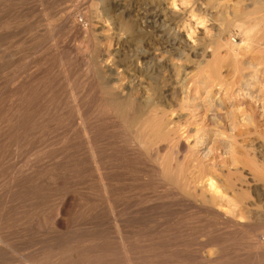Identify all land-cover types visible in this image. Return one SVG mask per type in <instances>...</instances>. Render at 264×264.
I'll use <instances>...</instances> for the list:
<instances>
[{
    "label": "rangeland",
    "instance_id": "rangeland-1",
    "mask_svg": "<svg viewBox=\"0 0 264 264\" xmlns=\"http://www.w3.org/2000/svg\"><path fill=\"white\" fill-rule=\"evenodd\" d=\"M214 4L0 0V264H27L33 251L48 259L45 264H72L73 250L85 247L93 253L107 247L113 253L119 236L108 219L110 204L140 253L138 264H264V236L260 250L254 227L236 231L222 226L215 215L197 209L191 197H172L165 186L168 177H178L185 157L197 153L204 162L195 172L198 195L213 200L235 184L249 203L264 208V186L252 181L251 171L263 158L259 135L239 125L217 141V131L210 132L211 142L233 144L234 154L218 151L219 167L212 168L214 163L206 165L202 157L205 146L196 144V125L178 109L182 97L219 101L223 95L212 87L213 79L221 74L224 83L232 81V58L220 62L219 68L220 58L212 54L226 40L241 46L245 35L213 17ZM241 64L244 73L252 74L249 65ZM184 76L188 78L183 85ZM204 79L211 85H203ZM235 94L244 102V112L253 114L248 93L238 89ZM124 101L168 114L178 110L174 121L188 122L187 145L166 148L157 162L130 127L134 112L118 110L117 102ZM259 123L261 130L263 119ZM229 194L234 198L235 193ZM160 199L168 204L145 210ZM216 251L221 255L214 263L209 258ZM116 254L113 260L122 259L120 251Z\"/></svg>",
    "mask_w": 264,
    "mask_h": 264
},
{
    "label": "bare ground",
    "instance_id": "bare-ground-1",
    "mask_svg": "<svg viewBox=\"0 0 264 264\" xmlns=\"http://www.w3.org/2000/svg\"><path fill=\"white\" fill-rule=\"evenodd\" d=\"M209 1L212 3L214 0L213 1L209 0ZM40 2H43V1H40ZM230 2H231L230 0H215V4H214L213 8L211 9L213 17H216L217 19H221L222 21H225V24H227L229 26L235 25V26L239 27L241 29V32H243L245 35V40L243 39L244 41H241L243 44V45L241 44V46L237 45L236 43L232 42L231 40H226L223 43H218L217 48L213 51L212 57L213 58L214 57L220 58L219 64L217 62L218 66H216V67H219L222 64V61L224 62L226 60V58L227 59L232 58V60L234 62L233 64L235 65V68H233L234 67L233 66L232 71L230 72L232 74V76H231V78L229 77L232 81L231 82L225 81V83H224L223 82L224 77L221 74L217 76L218 78L213 79L212 87L213 88L218 87L220 90L219 94L223 95V98L220 99L219 101L218 100H210L211 98H209L207 100H203V101L202 100L198 101V99H196L197 97L193 96L188 101H186L185 97H182L180 100V104H178V103L177 104H178V109L181 111V113H185V114H186V112L188 113L187 115H189V117L188 116L187 117L189 119L187 118V121H190L192 124L196 125L195 127L197 128V133H198V135L195 134L196 132L194 133L196 135V139H197L196 144H198V146L200 144L202 147L205 146L204 147V153H203L202 157L205 160V162H208V163H205L206 165L209 164L210 161H212L214 163L212 166L210 165L212 168L219 167L217 164V160H216L217 157L215 156V153H217L218 151L219 152L221 151L222 155L230 154V153L233 154V152H231L233 150V146H232L233 144L232 145L231 144H224V143H221L219 141L216 142L218 139L220 140V137L224 136V133H226V132L233 133L235 130V127L237 125H239V127L240 126L241 127H247L249 130H251L250 132H252L254 135L258 134L259 138H261L263 140L262 146H261L262 147L261 149L263 150V152L262 151L261 152L263 153V155H261L259 152L260 156H262L263 158H262V161L257 162V163H253L254 165H252V170H251L253 173L252 181L254 183H257L258 185L261 184L264 186V128H261V130H260V123H259V121H261L262 119L264 122V86H261L262 84H261V82H259L260 80H262L259 78L260 76H262L264 79V0H237V2L234 4H232ZM40 5H42V4L40 3ZM186 8H188V7H186ZM193 17H194V15H193ZM152 24H155L154 21ZM73 25L75 27L77 26L76 23H74ZM178 44H179L178 42H174L175 46ZM171 46H173V45H171ZM242 48H244L245 50H243ZM173 49H174V46H173ZM241 49L243 51H245V53L242 51L243 53L241 54V51H240ZM223 52L225 53V55H222ZM220 56H222V57H220ZM243 61L246 65H249L250 69H252V71H253V72H251L252 74L247 75L246 73H244V70H242L240 68L242 65L241 63ZM220 62H221V64H220ZM214 65L215 64H213V66ZM214 68H215V66H214ZM185 76H188V74ZM222 77H223V79H222ZM187 78L188 77H185V79L182 81V84L184 82H186ZM242 78H243V80H242ZM202 84L208 85L209 81L204 79ZM209 85H211V84H209ZM198 87H199V85L197 86V88ZM238 89H239V92H247L248 93L247 96L249 95L248 97H251L252 101H254V103H252V104H254V108H255V109H253L254 110L253 114H250V113L248 114V113L244 112L247 108L245 107L246 108L245 110L243 109L244 106L242 108V104L244 102H242L241 100H238L239 97L237 96V94H235ZM174 90H175V88H174ZM254 90L256 92L253 94ZM209 94H210V92H209ZM179 96H180V94H179ZM126 101H124L123 103L117 102L118 110H122L124 112V114L126 112L128 113V111H130V110L132 112H134V117H133V119L130 120V127L132 129H134L133 133L137 136V141L141 142L143 144V146L146 147V149L148 150L147 152L151 153L154 157L157 158V162L159 161L160 153L164 152L166 150V148H172V147L174 148L176 146V148L178 149L180 146L187 145L185 139H187L188 137L186 136V134L190 131V130L186 129V127L188 126V125L186 126V123H188V122L186 121L185 125H181L180 123H178V121L177 122L174 121L176 118L175 113L178 110L175 112L172 111V113L169 111L170 113L168 114L167 112L162 111L159 108H153V107H150L148 105H145V106L141 105L140 106V104L137 107V106H135L137 104L134 103L135 105H132L130 103H127ZM114 103H116V100ZM114 103H113V106L115 105ZM173 106H174V104H173ZM258 110L262 111L260 115H259L260 112ZM123 112L121 114H123ZM78 113H79V116L81 117L82 112L80 110H78ZM122 117H123V115H122ZM122 119H124V117ZM262 127H264V124L262 125ZM237 129H239V128H237ZM213 131H217V133L215 135L216 141L214 140L211 142L212 135H210V132H213ZM261 131H263V132H261ZM190 133H189V135H190L189 137H191ZM253 134H251V135H253ZM248 136H250V135L248 134ZM185 137H187V138H185ZM250 137H249V139H251ZM194 140H195V138H194ZM209 144L211 145V147H209V148L206 147ZM240 144H242V143H240ZM253 145H255V144H253ZM258 148H259V146H258ZM223 149L225 150L224 152L222 151ZM247 149H249V147ZM256 152H253V153H256ZM196 154L197 153H195V156H194V153H193L192 156L190 155L191 157L187 158V159L185 157V159L181 163V166L183 168H181V170L179 171L177 178L176 177L175 178H172V177L167 178L166 177L169 180L165 186L167 188H171L170 191L172 192V194L170 196L174 195L175 198H180V199L181 198L186 199V196L191 197L193 204L197 209H199L200 211L203 210L205 212H209V213L213 214L212 216L215 215V217H217L219 219V221L221 222L220 225L226 226L231 230L232 229H234L236 231H238V230H249V229H253V227H254V229H253V231H255V239L254 240L257 243V247L258 248L261 247L262 246L261 240L264 236V227L260 228L258 224H264V208H263V211H261L259 203L258 204L256 202L249 203L248 199L245 195V192L239 193V192H241V190H239V192H236L238 190L236 189L237 187L235 184L231 185L229 188L233 192V194L235 193L234 198L229 196L230 195L229 193L231 191L229 192L228 188L223 190L222 197L220 196L221 198L216 196V197H213V200H209V199L204 198L201 195H198L196 192V190H197L196 187L198 185L197 184L198 179L195 176V174H196L195 172H198L197 170L200 169L201 165H204L203 164L204 162L200 161L199 158L196 157L197 156ZM235 154H236V152H235ZM220 156L218 155L219 158H221ZM135 158H137V157H135ZM222 158H223V156H222ZM186 162H188V163H186ZM224 162H225V160H224ZM186 164H189V165H187L188 171H186V168H187ZM238 165H240V164H238ZM228 166H229V164H228ZM236 166H237V164H236ZM208 167H209V165H208ZM212 168H211V170H212ZM97 170H100L99 166L97 167ZM201 170H203V168ZM211 170H210V173H211ZM231 173H230V175L232 176L233 173L232 174ZM167 176H169V175H167ZM163 177H164V175H163ZM203 178H204V176H203ZM235 178L237 179V176ZM209 180L211 181L213 179L209 178ZM217 181H218V179H217ZM161 182H164V181H161ZM232 182H231V184H232ZM244 186H245V184H244ZM147 188H149V187H147ZM217 189H218V187H217ZM115 190H117V189H115ZM263 192H264V190H263ZM174 196H172V197H174ZM153 197H156V196H153ZM158 198H160V196L156 197V199H158ZM215 198H217V199H215ZM161 199H163V198H161ZM161 199H160V201L157 200L158 201L157 203H154V202H156V201H154L153 202L154 204L151 202L152 201L151 200L150 202L153 205L149 206L148 208L146 207L147 209H145V210L153 211L154 209H158L160 207H165L168 204V201L166 202V201H163ZM216 200H219V201H216ZM251 200H252V198H251ZM181 202L185 203V201H181ZM137 204L138 203H136V205ZM140 204H142V203L140 202ZM149 205H150V203H149ZM134 206L135 205L133 204V207ZM140 206L142 207V205H140ZM143 206L145 207L146 205L144 204ZM108 208H109L108 219H109L110 223H112V227L114 226V229L119 236V243H118L117 249L115 248L116 251H114L113 253H109L110 251L108 250L107 247L106 248L100 247V248H97V249H100V250H98L99 251L98 253L96 251H94L95 253H93L92 250L89 251L91 249L89 247L87 250H84L86 247L84 249H82L80 247L82 249L81 251H78V249H76V250H73V251H75L73 254L71 253V258H72V262H73L72 264H110L111 262L114 264H118L119 263L118 260L120 259V256L117 259L114 258L115 260H113L112 258L114 257L116 252L119 253V251L121 252V255L123 256L122 259L119 260L121 262L120 264H138L137 263V259H138L137 255H139L140 253L138 254L137 253L138 251L137 252L135 251L134 246L132 245V243L127 238V230L128 229L126 228L125 225H123L121 220L117 219V215H116V212L114 210L113 205L110 204ZM131 209H132V207H131ZM136 209H139V208H136ZM143 209H141V210H143ZM223 210H225V211H223ZM125 211L126 210H124L123 213ZM128 211H131V210L128 209ZM138 212L140 213V211H138ZM145 213H147V212H145ZM41 221H43V220H41ZM95 238H97V237H95ZM115 245H117V244H114V246ZM92 249L94 250V249H96V247H93ZM106 249L108 252H106ZM255 249H256V247H255ZM32 253L36 254L34 251ZM213 253H212L213 254L212 258L211 257L210 258L208 257V258L210 260H212V262L214 261V263H217L216 261L218 259V253L219 252L217 253V251H216ZM34 254H31V256L29 258L30 262L27 264H32L33 261H34V264H36V263L45 264L47 262L48 259H45V257L43 258L41 254L40 255H41L42 259L39 256H35ZM28 256L29 255H26L27 258H28ZM116 256L118 257L117 254H116ZM159 257H161V256H159ZM154 258H156V257H154ZM144 262H145V260H144ZM154 264H156V263H154Z\"/></svg>",
    "mask_w": 264,
    "mask_h": 264
}]
</instances>
